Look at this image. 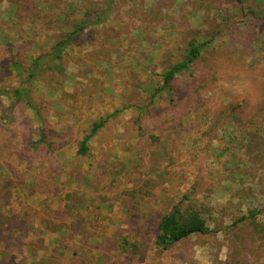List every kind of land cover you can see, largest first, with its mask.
Here are the masks:
<instances>
[{"label":"rangeland","instance_id":"obj_1","mask_svg":"<svg viewBox=\"0 0 264 264\" xmlns=\"http://www.w3.org/2000/svg\"><path fill=\"white\" fill-rule=\"evenodd\" d=\"M87 13L65 77L26 72L22 84L48 113L54 153L30 146L42 128L32 107L0 124L1 211L14 224L0 264H264V0H0V89L20 88L14 61L28 71ZM211 38L208 64L151 103L191 40ZM114 113L79 156L77 140ZM184 195L211 233L160 254L157 223Z\"/></svg>","mask_w":264,"mask_h":264},{"label":"trees","instance_id":"obj_2","mask_svg":"<svg viewBox=\"0 0 264 264\" xmlns=\"http://www.w3.org/2000/svg\"><path fill=\"white\" fill-rule=\"evenodd\" d=\"M236 1L244 5V0ZM240 10H244L243 6L240 8ZM96 16L97 22H101L102 18L100 14L98 13ZM92 22L93 20L91 14L87 13L83 20L75 24V29L67 33L64 38H62L57 43H55V45L50 47V50L47 53L41 52L39 54L34 55L32 59V66L28 71L25 70L22 62L15 60L12 64V67L15 73L17 74L19 81L21 82V87L14 88L10 84H6V86L0 89V124L9 126L13 123V113L14 109L17 106L24 105L25 107H32L36 112L37 119L41 122L42 128L39 131V140L35 144L30 146L37 149L39 148L38 146L42 144L46 152H49V155L53 154L55 150L53 144L47 140L46 136L47 134L45 125H47L46 123L48 122V113L45 114V112L41 111V107L33 104L30 88L23 86L22 84H24L27 73L28 76L26 77V83H31L32 80H36L37 78L46 73L55 75L59 78H64L66 74L64 51L71 45V43L76 40L78 33H80L88 24ZM215 47L216 46L214 44L213 38L208 39L204 42H199L196 39L191 40L189 47L186 50L184 59L172 65L171 68L168 69L164 74L163 85L162 87L156 89L155 92L151 95V103H153L154 99L165 89L172 90V84L173 82H175L177 75L182 74L185 71H190L192 67H195L198 63L202 61H205L204 63H206L207 65L208 58L205 57V54L213 50ZM47 58H49V60ZM5 69H10L9 65H6ZM207 75L209 74L207 73ZM214 79V77H210L207 82L200 84L197 89L201 90L204 86H210V84L214 82ZM4 97L7 99H12V102L9 106L4 105ZM236 105L238 106L239 103L232 104L229 108L234 109ZM115 115L116 113L93 122L90 132L88 134L83 135L81 137V140H77V145L79 146V156H87L89 154L90 142L105 127L106 123ZM139 121H142V118L140 116ZM237 121L242 131H248V125H253L249 123L243 125V121ZM156 125L157 124L154 120H149L146 123V126L151 130H154ZM142 127L143 126H140V129H142ZM4 195L5 193L0 192V237H3L4 226H11V228H13L14 225L11 220L7 219V217L2 214L1 208L6 205L3 200ZM186 200H188V202L185 204L184 201ZM131 209L134 210V207H132ZM201 211L202 210H199L198 207H196L190 202L189 197L186 195H184L179 202L173 203V205L165 211L164 215L160 218L157 223V232L153 242L154 248L160 254H164L175 246L181 245L182 243L189 241L193 236H205L210 234L211 230ZM255 216L256 214H253L251 218L242 217L239 222H243L246 220L254 222ZM255 230L257 232H262L258 228V226L257 228H255ZM124 242H127V240H124Z\"/></svg>","mask_w":264,"mask_h":264}]
</instances>
